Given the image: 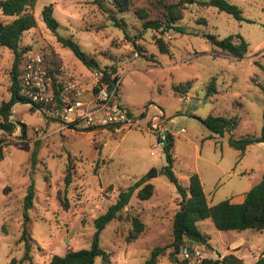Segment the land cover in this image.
I'll return each instance as SVG.
<instances>
[{
  "label": "rangeland",
  "instance_id": "374dc122",
  "mask_svg": "<svg viewBox=\"0 0 264 264\" xmlns=\"http://www.w3.org/2000/svg\"><path fill=\"white\" fill-rule=\"evenodd\" d=\"M229 1L240 7L243 19L196 0H129L123 11L111 0H34L27 9L34 25L22 32L21 45L39 52L51 72L59 64L66 66V72L59 76L60 84L72 79L81 90L80 97L90 95L92 70L56 40L41 18V7L50 3L58 34L70 35L100 66L115 65L119 102L128 110L131 122L117 129L110 125L60 127L56 118L32 109L28 102L12 104L14 127L0 133V264H18L22 254L18 236L23 195L29 183L33 186L27 210L31 258L20 264H49L52 253L88 247L92 218L115 200L119 190L142 175L153 185L151 195L140 199L133 190L119 215L100 229L98 245L108 252L111 264H137L151 248L167 244L179 194L162 172L164 155L155 145L152 127L157 122L172 135V170L179 183L185 185L189 173H198L207 203L223 198L240 201L244 191L259 180L264 141H250L240 152L228 140L260 132L263 94L257 84L264 83V72L257 62L264 56V0ZM166 4L179 12L173 23L179 29L141 26L142 19L134 8H142L146 18L162 20ZM112 16L123 24L115 25ZM9 18L0 12L1 20ZM233 32L247 42L241 58L212 46L203 34L223 37ZM154 36L168 43V53L158 51ZM140 52L153 54L157 62ZM11 57L10 50L0 46V100L8 97ZM211 75L215 76L217 92L204 96V85ZM186 79L191 80L188 98L171 88L172 83ZM74 90H64L63 94L75 98ZM208 113L235 116L236 123L221 132L210 131L198 119ZM19 121L25 124L23 138L19 136ZM151 168L155 174L149 176ZM66 173L70 181L65 184ZM58 190H64L67 208L59 203ZM131 216L143 223L135 238L127 236ZM196 226L213 247L211 251L203 246L202 257H216L226 245L230 248L235 244L233 252L240 255L241 264H248L264 246V230H232L229 232L236 234L235 239L228 241L224 230L215 228L209 218L196 221ZM169 249L165 247L155 264H176L167 257ZM176 256L180 258L178 253ZM202 257L193 264H201ZM94 262L103 264L99 256Z\"/></svg>",
  "mask_w": 264,
  "mask_h": 264
},
{
  "label": "trees",
  "instance_id": "16d2710c",
  "mask_svg": "<svg viewBox=\"0 0 264 264\" xmlns=\"http://www.w3.org/2000/svg\"><path fill=\"white\" fill-rule=\"evenodd\" d=\"M192 1V0H190ZM200 5H212L218 10L231 14L235 19H243L240 7L229 0H196ZM112 4L118 11L128 8L129 0H111ZM34 4V0H0V12L10 18L6 21L0 19V46L7 47L11 54V62L8 70L9 82L7 85L8 97L0 100V133L10 132L14 127V120L10 118L11 106L14 102H28L32 109H37L38 104L31 100L28 96L19 91V60L21 54L29 49L28 45H21L20 36L23 31L34 25V17L30 10ZM166 11L162 20L146 18V12L142 8H134V13L142 19L141 26L143 28L165 29L166 27H174L173 23L180 14L173 8L172 4H166ZM41 18L46 27L53 32L55 38L62 46L68 47L72 53L90 70L96 69L101 73V79L108 84L115 80L116 67L114 64L100 66L94 56L82 50L76 41L70 35L63 36L56 32L57 21L52 16L51 4H44L40 9ZM115 25H122L119 20L111 17ZM207 41L214 47L226 51L235 58H241L247 49V42L238 32L229 33L223 37H216L212 33H203ZM154 43L161 53H168V43L161 36H154ZM140 55L151 62H157L153 54L140 52ZM258 67L264 72V56L261 62H257ZM46 71L50 76L54 96L57 98L59 94V83L54 81L52 72L47 68ZM110 74L112 76L110 77ZM258 88L263 94L262 99V124L260 132L257 135H247L238 139H229L228 144L234 148L243 151L246 143L250 141H264V83H258ZM191 86V80L186 79L176 83H172V91L184 96L188 93ZM217 92L215 86V76L211 75L204 85V96H209ZM199 121L210 131L221 132L223 129L233 127L236 123L235 116H224L220 114H206L198 117ZM19 136L25 137V124L19 121ZM3 138L0 134V145ZM173 138L171 133L166 131L165 141L162 146L165 163L162 166V172L167 179L174 185L175 190L179 194L177 206L171 215L170 224V240L163 246H154L149 251L147 257L137 264H155L157 257L165 252V247L170 246L167 257L182 264L183 261L176 256L178 246L184 242H197L205 244L206 235L202 233L196 226V221L208 217L217 229H235L241 230L245 228L253 230H261L264 228V167L259 180L248 187L241 201H230L229 198H223L215 203L208 204L204 192L202 190L199 178L195 172L189 173L186 178V184L179 183L176 175L172 170L173 154H172ZM1 148V146H0ZM1 152V150H0ZM70 181L69 174L64 175V183ZM135 190V195L140 199L148 198L152 191L153 185L146 181L144 175L139 176L132 183L128 184L124 189L117 192L116 198L110 202L106 208L99 214L95 215L91 222L93 226L91 243L88 247L77 249L68 248L62 253H52L49 257V264H97L94 257L99 256L103 264H111L108 260V252L98 245L97 236L100 229L111 219L119 215V210L123 207ZM33 193L32 183H29L26 192L23 195L21 222L18 239L22 241V254L18 259V264L23 260L30 261V242L27 233L28 208L31 206V198ZM59 203L63 208H67L68 200L63 193L58 190L56 192ZM131 229L128 231V238H135L141 231L143 223L136 216L130 218ZM12 259H10V262ZM201 264H241V258L233 252H227L216 257H202ZM251 264H264V246L259 255L251 262Z\"/></svg>",
  "mask_w": 264,
  "mask_h": 264
},
{
  "label": "built area",
  "instance_id": "2783aa9c",
  "mask_svg": "<svg viewBox=\"0 0 264 264\" xmlns=\"http://www.w3.org/2000/svg\"><path fill=\"white\" fill-rule=\"evenodd\" d=\"M19 71V91L38 104L36 110L40 113L56 118L60 127L94 128L110 125L117 129L131 122L128 110L118 100V78L108 84L107 81L101 79L100 71L93 69L90 76V95L83 98L80 97L81 90L76 89L74 80L68 79L60 84L59 76L66 72V66L59 64L52 72L54 81L60 84L56 98L46 65L39 52L31 49L24 51L20 56ZM67 89H75V98H66L63 91ZM152 127L156 131L155 145L162 149L166 131L160 123L152 124ZM201 248V244L197 242L181 243L177 253L183 261L182 264H193L195 260H199L203 253Z\"/></svg>",
  "mask_w": 264,
  "mask_h": 264
},
{
  "label": "crops",
  "instance_id": "0c3cea01",
  "mask_svg": "<svg viewBox=\"0 0 264 264\" xmlns=\"http://www.w3.org/2000/svg\"><path fill=\"white\" fill-rule=\"evenodd\" d=\"M119 78V77H118ZM186 98H188V93L187 94H185L184 95ZM118 100H119V94H118ZM12 109V108H11ZM13 110V109H12ZM157 123H159V122H157ZM196 173V172H195ZM197 174V176H198V178H199V181H200V184H201V187H202V182H201V179H200V176L198 175V173H196ZM243 198V197H242ZM230 200V199H229ZM242 200V199H241ZM240 200V201H241ZM231 201V200H230ZM234 202H238V201H234ZM209 204V203H208ZM206 218H208V217H206ZM204 219V218H203ZM220 230H224V235H226L227 236V240L228 241H233L234 239H235V236H236V234L234 233V232H229V231H232V230H235V229H220ZM261 230H264V228H262ZM236 231H238V230H236ZM202 232V231H201ZM203 233V232H202ZM204 234H206V233H204ZM207 237V239H206V242L207 243H205V244H201V246L203 247V246H206L209 250H211V251H213V247H211L210 245H209V239H208V236H206ZM231 247L229 248V246L228 245H226V249H225V251H223L222 253H219V255H222V254H225V253H227V252H233V250L235 249V248H237V246L238 245H235V244H233V245H230ZM261 252V251H260ZM234 253V252H233ZM235 254V253H234ZM237 255V254H236ZM238 257H240V255H237ZM248 264H251L250 262L248 263Z\"/></svg>",
  "mask_w": 264,
  "mask_h": 264
},
{
  "label": "water",
  "instance_id": "95a60500",
  "mask_svg": "<svg viewBox=\"0 0 264 264\" xmlns=\"http://www.w3.org/2000/svg\"><path fill=\"white\" fill-rule=\"evenodd\" d=\"M191 101L192 102H194L195 101V99L194 98H191ZM192 107H194V105H192ZM147 174L150 176V175H153V174H155V171H154V169L153 168H151L148 172H147Z\"/></svg>",
  "mask_w": 264,
  "mask_h": 264
}]
</instances>
